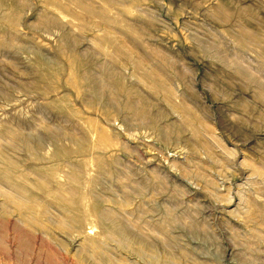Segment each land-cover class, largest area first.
Returning <instances> with one entry per match:
<instances>
[{"label":"rangeland","instance_id":"obj_1","mask_svg":"<svg viewBox=\"0 0 264 264\" xmlns=\"http://www.w3.org/2000/svg\"><path fill=\"white\" fill-rule=\"evenodd\" d=\"M0 264H264V0H0Z\"/></svg>","mask_w":264,"mask_h":264},{"label":"bare ground","instance_id":"obj_2","mask_svg":"<svg viewBox=\"0 0 264 264\" xmlns=\"http://www.w3.org/2000/svg\"><path fill=\"white\" fill-rule=\"evenodd\" d=\"M141 245H142V244H141ZM144 248H145V247H144ZM142 249H143V248L141 247V250H142ZM145 249H146V248H145ZM145 249H144V250H145ZM137 251L139 252V250H137ZM139 253H140V252H139ZM139 253H138V254H139ZM141 253H142V255H143V253H145V252H144V251H143V252L141 251Z\"/></svg>","mask_w":264,"mask_h":264}]
</instances>
